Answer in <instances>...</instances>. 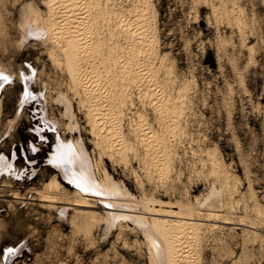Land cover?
<instances>
[{
	"label": "rangeland",
	"instance_id": "1",
	"mask_svg": "<svg viewBox=\"0 0 264 264\" xmlns=\"http://www.w3.org/2000/svg\"><path fill=\"white\" fill-rule=\"evenodd\" d=\"M41 1L0 0V69L6 72V75L3 78L4 88L0 93V157L3 153H5L8 160H12L13 162L12 172L24 173L21 180H16L12 175H0V193L5 195L4 197H0V264L2 263V255L4 254L5 249L9 248L10 246L17 247V245L19 246L20 244L25 245H23L22 252L20 254L18 253L17 257H15L14 261L17 262V264H126L127 261V264H150L147 250L148 245H146L148 244L146 242L147 240H145L144 236H142L143 234L138 229H134L133 231L127 229V234L123 236L121 235L122 238H119L120 236H116L115 232L106 236L104 235L102 228H97L96 230H94V236L96 235V237L94 238V242L92 243V241H89L80 234H71V228L66 222V216H63L61 218L55 208H48L45 205L41 207L39 202L36 201V199L38 198V191L43 188V182H45L53 172H56L55 169L50 168L45 164L46 159L49 157V154L53 152V147L55 145L54 143H56L57 141L58 134L63 138L68 139L72 137L77 138L78 136H82L88 150L92 152L93 157L99 161L101 160V162L98 161L99 166H97V168L100 170L99 172H101L104 167L107 168L108 171L113 175V177L117 180H122V182L128 186L132 193L138 192L137 195H140L142 191H146L148 194H154L155 196L159 195V197H162L163 199L167 198L170 200L179 198L181 193L186 191L188 196L191 197L194 195L191 198H202V196L204 197L207 195L209 189L212 188L213 184L216 186L219 185L215 180L216 178L210 172V167L208 165L203 166L202 164H200L201 162L199 158H197L198 156L196 154L193 155V150L200 151L207 148L216 150L217 148L223 160H225L226 164H228V167H231L230 170L234 172L236 177L234 179V181L236 180L235 183L237 184L242 181L241 184L239 183V185H237L242 191L244 199L235 196L233 198V202L235 201L236 203H232L231 198V201L227 199L233 204L232 211L235 212L238 216H241L243 214V217H256V212L255 210H253L254 208H252L251 203L249 206V202H251L250 200L252 199L251 196H253V198L255 197L258 200L259 205L263 209L261 222L257 223L262 229H264V0H228L230 3L231 1L236 2V12L238 10V18H240L237 22L234 20V18L231 17L226 18L224 16H214L211 9L208 6H204L203 4L199 6V9V7L194 6L192 0H152L154 1L153 3L155 4L156 11L158 10L155 17L156 28L154 29V31L156 32L155 35L157 36V39H159V54L167 59L168 63L170 64V69L174 71L175 74L178 75L181 79H190L192 76H194L196 81V85L193 86V82L190 83L189 80V84L192 85H190L191 89L189 90V92H191L190 102L186 105V109L184 110V130L176 140H172L175 143V149L171 154L172 162L170 164L172 167V173L170 172L168 176L165 177L166 179L169 178L168 180L162 178H160V180H157V178L159 179V177H157L158 175L156 172H152L153 174H146L145 169L140 165L139 159H134V157L131 155L127 157L123 164L122 162L124 160L122 161L119 159L122 162L116 160L115 165L113 164L115 162L112 163L106 160L103 154L101 155V157L99 156V149H95L96 147L94 145V138L93 136H91L92 133L90 130V125L88 124L87 113L85 112L84 108L81 107L78 98H74L68 88V78L61 60H58L60 59V57H57V52H54V58L56 56L55 59L58 58L57 61H52L48 54L49 44L45 42L42 43L43 41L39 40L36 37L34 38V36H31V38L28 36L29 38L27 39H25L23 36V34L25 35V31H23L24 27L22 28V23L25 22L26 18L24 14L23 16L21 15L24 11V8L26 7V3L31 2L33 3V5L36 4L35 6L38 5L40 7ZM114 1L116 4L123 6V8H126H124V10L126 11L123 13H128L129 9H132V3L129 2L130 0ZM210 1L215 3L218 2L217 0ZM193 12H195V14ZM227 23L228 25L230 23L231 27L228 26ZM236 28L239 30H236ZM221 31H223V33ZM238 31L240 34L237 33ZM239 36L241 38H239ZM22 37L24 38L23 41ZM231 40L232 43H230ZM228 44L229 47H227ZM233 44L236 48L233 46ZM241 51L242 53L244 51V53L242 54ZM240 56L242 57L238 58ZM235 58H237V61L240 64L235 60ZM226 61H228V64H225L227 63ZM229 61H233V63H230ZM218 63L220 64V66ZM241 70L242 72H240ZM238 74L239 76H237ZM8 75L10 77H8ZM228 77L232 80H230ZM238 77H240L241 79ZM24 78H26L28 82H30L29 89L33 98L30 100V102H24L23 105H21L20 102L23 101V93L25 92ZM58 85L60 86V88ZM228 85L231 87H229ZM46 86L48 87V89H46ZM240 88H242V90ZM169 90H171L172 92V87L169 88ZM60 92H62L63 94L65 93L67 97L70 96L68 98H70L69 100L72 104V111L75 114V122L77 123L78 129L77 131H79L77 132L75 130V132L77 133L74 132V134H71L65 131L67 120L63 117L62 114L64 108L58 102V94ZM132 94H134L132 95L134 102L133 106L136 107H129L130 110L126 112L127 115H130H128L127 117H132L137 110L145 112L150 121V124L158 129V121L156 120L155 112L153 111L151 103L149 104L148 101L139 99L137 94H135L134 92H132ZM39 97H41V99H44V105H42V103H39V101L37 100ZM201 98L203 100H201ZM27 99L29 100V96ZM225 100H227L228 103ZM140 103L142 104L141 106H139ZM20 105L22 108L20 107ZM224 105H226V107H224ZM17 110H20V117L18 119H16ZM44 110L45 120L42 119L43 114H41L44 112ZM12 120H15V122L12 126V129H10L9 125L11 124ZM50 121L55 124V126L53 125V130L51 128L50 130L47 128L48 125L52 127V123H50ZM46 122L47 124H44ZM123 122H125L123 123V130L125 131V133H129L127 124L128 119L126 118V116ZM37 126H40L42 131L41 133L45 135V137H42V139L38 133L33 131V129ZM56 130L58 132H56ZM238 147L240 149V152L238 150ZM96 150L98 151V153ZM189 150L192 152L190 153ZM241 152L243 153V155L246 153L247 154L243 156ZM240 155H242L243 157L246 156V159ZM192 162L194 165L192 164ZM124 165L127 166L125 167ZM33 169H36L35 173H33ZM207 169L210 170L206 172ZM243 170H246V172ZM185 171L188 174H184ZM206 173L208 177H204V175L206 176ZM138 177L141 179H139ZM237 177L240 179V181H238L239 179ZM161 182L163 183L160 184ZM7 183H10L12 187H2ZM32 188H36V190L33 191L31 190ZM10 190H19L21 194L23 193L22 196L27 197L28 200H12V205H9L8 200L12 199L8 195L12 192ZM161 190L164 191V193ZM172 195L174 196V198ZM261 195H263V197ZM33 197L35 198L34 200L30 199ZM239 207H242L240 208L241 211ZM231 217L234 221L239 222L237 217ZM53 229L56 230V233L51 231ZM136 232L138 234H136ZM226 232L227 234H225ZM236 232L238 235L236 234ZM50 233H52V237ZM55 234L58 236H56ZM103 235L106 237L104 238ZM204 235H207L208 237ZM216 235L218 238L216 237ZM201 238L202 239L198 247L200 264L204 260L205 264H214L213 262L215 260L219 261H215V264H246L247 261L248 264H253V262L254 264H264V256H262L264 255V239L261 242H255L256 245L254 242H252L254 243L252 244L250 241H248L251 244L248 245L247 242L245 243V246L244 244H242L243 240H241L242 236H240L239 229H234V232L232 230V233L227 230H219L213 234L208 232L207 234H202ZM206 238L209 239L204 240ZM212 238L214 241L212 240ZM235 238L237 239L235 240ZM50 239L54 241L52 242ZM136 239L138 240V242ZM202 240H204V242ZM131 241L135 242L138 245L135 244L134 246V243H132ZM86 243L90 245L89 249L87 248L88 245ZM90 243L93 245V247ZM130 245H133L132 248ZM258 245L260 247H258ZM98 246L99 248H97ZM205 246H208L207 249ZM241 246L243 247V249ZM134 247H136L137 249L135 248L134 250ZM202 248L205 251L202 250ZM246 248H249L247 249L248 251L246 250ZM108 249H110L111 251H108ZM225 250L228 253H226ZM244 250H246V252ZM138 251L143 255L141 253H137ZM223 251L225 253H223ZM253 251H256V254ZM205 252L207 254H204ZM116 253L118 255H116ZM250 253L253 255H251ZM257 253L259 257L254 256L257 255ZM107 254L109 255V258H107L108 256H104ZM139 255H141L143 258ZM229 255L231 256V258ZM260 255L262 259L260 258ZM120 256H124L125 258ZM254 257L256 260H252L254 259ZM115 258L117 260H115ZM206 258H208L209 260ZM100 260H103L102 263H100Z\"/></svg>",
	"mask_w": 264,
	"mask_h": 264
},
{
	"label": "bare ground",
	"instance_id": "2",
	"mask_svg": "<svg viewBox=\"0 0 264 264\" xmlns=\"http://www.w3.org/2000/svg\"><path fill=\"white\" fill-rule=\"evenodd\" d=\"M192 1L194 3V6L196 7H199L202 4L204 6H208L211 9L214 16L216 17H220V16H224L226 18L231 17L234 18L236 22L240 19L238 18L239 15L238 10L236 12L235 1H231V3L228 0H217L218 1L217 3L212 2L210 0H192ZM129 2L132 3V7H131L132 9H129L128 13H123L126 11L124 10L125 7L123 8V6L116 4L114 0H42L40 7L38 5H37L38 7L35 6L36 5L35 3H34L35 5H33V3L31 2L26 3L25 5L26 7L24 8V11L21 15L23 16L24 14L26 18L25 22L22 23L23 24L22 28L24 27L23 31H25V35L23 34V36L25 39L34 36V38L36 37L39 40L43 41L42 43L45 42L49 44L50 49L48 47L49 50L48 54L52 59V61L53 60L57 61V59L60 57V59L58 60H61L63 64V68L66 72L68 78L67 83L69 85L68 88L72 96H74V98L76 99L78 98L81 107H83L85 112L87 113L88 124L90 125V130L92 133L91 136H93L94 138V145L96 147L95 149H99L98 151L100 152V155L99 154L98 155L101 157V155L103 154L104 158H106V160L112 163L119 159L122 161L124 160L123 162L119 160V162H122V164L125 162L127 157L131 155L134 157V159L137 160L139 159L140 165L143 166L146 174H153L152 172H156L158 175L156 176L159 177V179L156 177L157 180H160V178L166 179L165 177L168 176V174L171 172V168H172L170 164L172 162L171 154L175 149L174 147L175 143L172 140H176L184 130L183 129V118L185 115L184 110L186 109V105L190 102V95H191V92H189V90L191 89L190 85L192 84H189V80L190 83L193 82V86L196 85V81L194 76H192L190 79L188 78L181 79L178 75L175 74L174 71L170 69V64L168 63L167 59L159 54L158 52L159 39H157V36L155 35L156 32L154 31V29L156 28L155 17H156V12L158 10L156 11L155 4L153 3L154 1L130 0ZM195 12L193 13L195 14ZM228 26H230V23ZM236 30L239 29L236 28ZM221 32L223 33V31ZM237 33H239V31ZM24 38L22 37V41ZM239 38L241 37L239 36ZM230 43H232V40ZM229 44L227 45V47H229ZM54 52H57V57L59 56L57 59H55L56 56L54 58ZM241 57L242 56L238 58ZM235 60L237 61V58H235ZM226 62L227 63L225 64H228V61ZM229 62L233 63V61L232 62L229 61ZM240 72H242V70ZM5 75L6 72L0 69V93L4 88L3 78ZM237 76H239V74ZM8 77L10 76L8 75ZM24 79H25V92L23 93V101L20 102L21 105H23L24 102L25 103L30 102V100L33 98L29 89L30 82H28L26 78ZM229 79L232 80L231 78ZM171 87L173 89L172 92L171 90H169V88ZM46 89H48L47 86ZM240 89L242 90V88ZM132 92L137 94L139 99L146 100L148 101L149 104L151 103L153 111L155 112L156 120L158 121L157 123L159 125L158 129H156L155 126L150 124V121L145 112L134 110L135 114L134 115L132 114L133 115L132 117H127L130 114L127 115L126 111L130 110L129 107L130 106L132 107L134 105L132 98V95L134 94H132ZM28 96H29V100L27 99ZM58 96H59L58 102L64 108V111L62 113L63 117L68 122V123L66 122L67 126L65 125L66 126L65 131L67 133L74 134L75 130L77 131L78 129H77V123L75 122V114L72 111V104L69 100L70 98H68L70 96L67 97L65 93L63 94L62 92H60ZM37 100L39 101V103H42V105H44V99H41V97H39ZM201 100L203 99L201 98ZM209 100H213V99H209ZM225 101L227 102V100ZM141 105L142 104L140 103L139 106ZM224 107H226V105H224ZM0 111H1V104H0ZM19 111L20 110H17L16 119L20 117ZM41 114H43L42 119L45 120L44 117L45 110ZM125 116L128 119L127 124H128L129 133H125V131L123 130V123H125L123 121ZM15 120H12L11 124L9 125L10 129H12ZM50 123H52V127L48 125L47 128L49 130L50 128L53 130L55 124L52 121H50ZM44 124H47V122ZM33 131L38 133L41 139L42 137H45V135L41 133L42 131L40 126L35 127ZM56 132L58 131L56 130ZM54 144L55 145L53 147V152L49 154V157L46 159L45 165H48L50 168L55 169L56 172H53L49 176V178L45 182H43V186H42L43 188L38 191L37 193L38 198L36 199V201L39 202L41 207L45 205L48 208H52V209L55 208L61 218L63 216H66L67 217L66 222L71 228V232H72L71 234H75V235L80 234L89 241H92L93 243L94 238L96 237V235L94 236V230H96L97 228L98 229L102 228L104 235L106 236H108V234H113L115 232L116 236L117 235L120 236L119 238H122L121 235L123 236L127 234L128 230L133 231L134 229H138L143 234L142 236H144L145 240H147L146 242L148 244L146 245H148L147 250H148V257L150 260L149 261L150 264H200V260H199L200 255L198 254L199 251L198 247L202 239L201 238L202 234L204 233L207 234L208 232L213 234L219 230L220 231L227 230L232 233V230L234 232V229H239L240 236H242L241 240H243L242 244L244 245L248 241H250L251 243L252 242L255 243L258 241L261 242L264 239V229H262L257 223V222H261L262 219L261 215L263 209L259 205V202L255 197L253 198V196H251L252 199L250 200L251 202H249V206L251 203L252 208H254L253 210H255L256 212V217L253 218L252 217L249 218L245 216L243 217V214L241 216H238L236 215L235 212L232 211V205H233L232 203L235 202V201L233 202L234 200L233 198L235 196H238L239 198L244 199L242 191L238 187L239 183L241 184L242 181L237 183L238 185L235 183L236 180L234 181V179L236 177L234 172L230 170L231 167L230 168L228 167V164H226L225 160H223L217 148L216 150L208 149V148L200 151H195L193 149L192 150H193V155L196 154L198 156L197 158H199L201 162L200 164H202L203 166L208 165L210 167L211 170L207 169L206 172L210 170L212 175L216 178L214 179L216 180V182H218L219 185L216 186L213 184L212 188L209 189V191L207 190L208 191V193L206 192L207 195L204 197L202 196V198H197V197L191 198L194 195L190 197L188 196L186 191L181 193V195L178 194L180 195L179 198L170 200L167 198L163 199L162 197H159V195L155 196L154 194L153 195L148 194L146 191H142L140 195H137L138 192L137 193L135 192L136 194L132 193L131 190L128 188V186L125 185L122 182V180L115 179L107 168L104 167L101 170V172H99L100 170L97 168V166H99L98 163L101 162V160L99 161L93 157L92 152L88 150L82 136H78L77 138L72 137L68 139V138H63L61 135L58 134L57 141ZM238 150L240 152L239 147ZM191 152L192 151H190V153ZM113 164L115 165L116 162ZM124 166L126 167L127 165ZM12 168H13L12 160L9 161L5 153H3L0 157V175H12L16 180H21L24 173L12 172ZM243 171L246 172V170ZM35 172L36 169H33V173ZM184 174H188V173H186L185 171ZM204 177H208L207 173L206 176L204 175ZM238 181H240V179ZM162 183L163 182H161L160 184ZM2 187H6V188L12 187V185L10 183H7L4 184ZM31 190L35 191L36 188H32ZM10 191L12 192L8 195L12 199L8 200L9 205H12V200L18 201L21 199L22 200L27 199V197L22 196L23 193L21 194L19 190H10ZM162 192L164 193V191ZM4 196L5 195L0 193V197H4ZM261 196L263 197V195ZM230 198L232 199V203L230 202L231 201ZM30 199L34 200L35 198L33 197ZM227 199H229L230 201H228ZM240 208L242 207H239V209ZM231 216L233 217L238 216L237 219L239 220V222L234 221ZM51 231L55 232L56 230L53 229ZM51 234L52 233H50V235ZM136 234L138 233L136 232ZM225 234H227V232ZM106 236H104V238ZM208 239L206 238L204 240H208ZM236 239L237 238H235V240ZM204 240L202 241L204 242ZM132 243H134L135 246L136 243L135 242ZM251 243L248 242V245ZM23 245L25 244H20L19 246L17 245V247L10 246L9 248L5 249L4 254L2 255L1 264H17V262H15L14 260L15 257H17V254L18 253L20 254L22 252ZM259 245L258 247H260ZM89 246L90 245H88L87 247L88 249ZM99 246L97 248H99ZM130 246L132 248L133 245ZM205 247L207 249L208 246ZM135 248L136 247H134L133 249L135 250ZM8 249H12L13 251L9 252ZM110 249H108V251ZM247 249L249 248H246V250ZM202 250L204 249L202 248ZM226 250L225 252L228 253ZM246 250L244 251L246 252ZM139 251L137 253H139ZM206 252L204 254H207ZM225 252L223 251V253ZM116 255L118 254L116 253ZM104 256L106 257L108 256L107 258H109L108 254ZM254 256H258V253L257 255ZM120 257H124V256H120ZM115 260L117 259L115 258ZM252 260H256L255 257ZM100 261H101L100 263H102L103 260ZM215 261L213 262L214 264L218 260L216 262ZM204 262L205 260L202 261V263ZM247 262L246 264H248ZM217 264H221V263H217Z\"/></svg>",
	"mask_w": 264,
	"mask_h": 264
},
{
	"label": "snow or ice",
	"instance_id": "3",
	"mask_svg": "<svg viewBox=\"0 0 264 264\" xmlns=\"http://www.w3.org/2000/svg\"><path fill=\"white\" fill-rule=\"evenodd\" d=\"M9 252L13 251L12 249H8Z\"/></svg>",
	"mask_w": 264,
	"mask_h": 264
}]
</instances>
